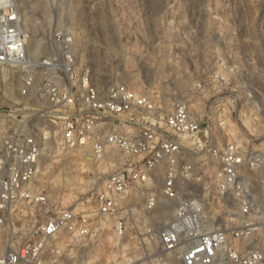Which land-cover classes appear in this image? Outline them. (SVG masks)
I'll use <instances>...</instances> for the list:
<instances>
[{"label": "rangeland", "instance_id": "obj_1", "mask_svg": "<svg viewBox=\"0 0 264 264\" xmlns=\"http://www.w3.org/2000/svg\"><path fill=\"white\" fill-rule=\"evenodd\" d=\"M16 5L24 28L32 33L35 26L33 37L43 39L58 26L72 34L78 64L99 90L124 83L148 96L160 118L183 104L208 126L213 145L253 149L264 159V0H16ZM43 13L50 17L49 25ZM64 163L69 168L63 171ZM179 164L191 173L179 182L180 198H203L208 217L219 216L209 224L235 230L241 219L233 197L206 195L201 186L217 165L194 148L179 156ZM160 173L153 182L158 193ZM106 175L92 164L87 148L63 150L55 139L48 144L35 179L49 200L47 216L56 208L72 209L92 215L94 224L86 238L50 240L45 262L180 264L178 253L163 250L158 236L177 204L161 200L148 209L146 193L133 192L118 213L125 221L118 235L115 216L96 211ZM240 181L249 185L251 214L264 217V163L255 170L244 166ZM34 215L40 216L38 211ZM22 232L0 230V254L22 244Z\"/></svg>", "mask_w": 264, "mask_h": 264}, {"label": "built area", "instance_id": "obj_2", "mask_svg": "<svg viewBox=\"0 0 264 264\" xmlns=\"http://www.w3.org/2000/svg\"><path fill=\"white\" fill-rule=\"evenodd\" d=\"M38 39L24 28L16 0H0V230H23L26 237L0 254V264H47L44 251L53 238L91 235L92 215L56 208L47 216L49 200L35 186L53 139L63 150L87 148L97 171H107L96 211L115 216L118 235L125 230L118 214L123 200L133 192L146 193L148 209L161 200L177 204L158 236L163 250L178 253L180 264H264V217L251 214L249 185L240 181L244 166L262 168L260 154L233 144L213 145L208 126L183 104L160 118L148 96L124 83L99 90L79 66L65 27L52 28L41 39L45 52L32 57L31 44ZM192 148L217 165L211 180L201 184L206 195H231L236 201L241 220L235 230L211 226L219 216L208 217L203 198H180L179 182L191 173L179 156ZM158 172L159 193L153 184ZM26 208L31 212L22 213Z\"/></svg>", "mask_w": 264, "mask_h": 264}, {"label": "bare ground", "instance_id": "obj_3", "mask_svg": "<svg viewBox=\"0 0 264 264\" xmlns=\"http://www.w3.org/2000/svg\"><path fill=\"white\" fill-rule=\"evenodd\" d=\"M20 16H21V14H20ZM42 17L44 18V19H46V25H49L51 22H50V17L47 15V13H43L42 14ZM59 23V22H58ZM31 32L33 33H35L36 31H35V26L31 29ZM44 52V51H43ZM42 54V41L40 40V39H38V40H36V41H34V42H32V44H31V55H32V57H38L39 55H41ZM250 132V131H249ZM64 165V167H60V168H62V170L64 171L65 169H68L69 167H65V163L63 164ZM62 172V171H61ZM54 173V172H53ZM61 174V173H60Z\"/></svg>", "mask_w": 264, "mask_h": 264}]
</instances>
